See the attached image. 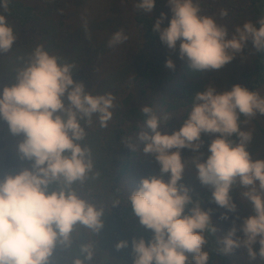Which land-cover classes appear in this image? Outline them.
Wrapping results in <instances>:
<instances>
[{"label": "clouds", "instance_id": "9594fccd", "mask_svg": "<svg viewBox=\"0 0 264 264\" xmlns=\"http://www.w3.org/2000/svg\"><path fill=\"white\" fill-rule=\"evenodd\" d=\"M7 4L8 0H0L5 9ZM155 5L156 0H137L135 6L151 15ZM167 6L171 18L161 12L152 30L169 50L178 49L179 58L192 70L219 71L242 54L249 42L257 53H264V17L229 30L203 14L198 0H167ZM227 14L222 10L220 17ZM17 38L7 16L0 15V54L11 52ZM127 39L120 29L108 46ZM165 67L174 71L176 65L169 58ZM76 68L74 62H62L37 44L17 72L16 83L0 90V120L7 123L11 135L23 137L17 155L29 164L0 179V264H51L58 245L71 247L77 225L93 233L104 227L105 208L81 198L73 185L84 184L93 171L92 151L85 143L88 129L109 126L116 97L76 82ZM142 113L146 119L135 139L143 145L142 155L159 165V174L142 178L138 188L129 192L127 203L152 235L148 240L133 238L130 245L120 240L117 250L130 246L132 264H209L206 234L216 232L213 209L194 200L192 189L181 182L191 165L199 184L210 190V202L225 210L222 220L237 212L231 195L236 188L242 190L241 202L253 212L239 225L233 221L219 238V251L227 255L243 248L249 264L258 258L264 261V159L248 150L253 135L242 130V124L264 116V95L240 84L228 90L209 83L191 97L186 119L171 133L162 130L168 114L158 115L149 106ZM203 135L214 137L206 158L201 152ZM126 143L135 151V143ZM182 150L195 155L186 160ZM52 185L57 188L50 191ZM80 254L82 258L72 264H92L95 246L82 245Z\"/></svg>", "mask_w": 264, "mask_h": 264}, {"label": "rangeland", "instance_id": "374dc122", "mask_svg": "<svg viewBox=\"0 0 264 264\" xmlns=\"http://www.w3.org/2000/svg\"><path fill=\"white\" fill-rule=\"evenodd\" d=\"M35 8L39 19L28 26L21 27L18 23L13 22L9 18V23L15 28L17 33V41L11 52L0 54V90L4 86H12L16 83L17 72L28 61L32 50L37 44H43L45 49L54 55H57L62 62H74L77 66L73 74L76 82H83L89 90L95 89L98 94L111 92L117 98L119 90L124 89V96L127 94L125 88L128 81L137 77L139 71H144V52L142 47L145 39L135 28L133 16L134 8L126 0H20ZM249 0H198L204 4L203 14L209 16H217L219 23L226 25L229 30L233 26L242 24L245 21H253L251 12L242 10L239 12L236 7H246ZM211 10V8H213ZM202 8V7H201ZM217 8V10H216ZM224 10L233 16L229 19L225 16L220 17V12ZM161 12L167 13L171 18L170 9L167 6V0H156L153 13L149 16L156 19ZM0 15L3 13L0 11ZM123 29L128 39L115 47H109V41L115 31ZM178 50V49H177ZM176 51L169 50L165 45L161 48L152 46V59L155 62H166L167 54L175 55ZM255 57V49L251 43L238 55L231 63L227 64L219 71H204L206 74L201 78L209 83H214L219 89L231 90L235 84L244 82L243 72L250 69ZM174 63L178 67V73L174 80L164 82L157 85L156 89L149 87L143 89L138 83L135 86L136 96L134 103L136 105H147L151 100L153 102V111L163 116L169 115V119L162 124V130L169 131L178 130L186 119L187 110L179 109L168 113L166 111L167 102L174 99L180 93V85L191 77L186 74L184 66L188 65L186 60L175 58ZM164 66V65H163ZM169 70V69H168ZM163 73L162 75H164ZM135 84V85H136ZM156 86V85H155ZM149 95L150 98L142 97L143 93ZM264 95V88L262 91ZM142 97V98H141ZM67 103V101H65ZM107 130L100 131L98 125L88 129V137L86 144L92 151L93 171L84 184L77 183L73 185L78 194L85 200L86 189L92 188L94 195L100 196L102 202L106 200L113 201L118 195L112 189L116 183L114 161L116 152L121 150L128 136L118 138L116 133L117 125H125L116 119H112ZM257 123L264 127V116H257L242 125L243 131H251L253 139L248 145V150L254 157L264 159V139ZM142 124V123H141ZM144 124L141 126L143 128ZM140 129V130H141ZM205 141L201 152L207 156V145L214 138L213 136L203 135ZM23 139L22 136H13L10 134L8 125L0 120V179L5 175L16 173L23 167H28V162H22L17 155V145ZM135 151L137 157H134V165L132 171L124 177L123 185L129 190H135L139 186L142 178L158 175L159 165L154 159L146 158L142 155L141 149L143 145L136 141ZM133 151L129 148L124 152L125 155ZM120 155V152H118ZM123 154L122 156L125 157ZM195 153L189 150H182V156L186 160H191ZM138 158V159H137ZM141 159V160H140ZM167 179V177H165ZM192 189L191 194L198 191H210L201 186L196 179L195 168L189 165L181 181ZM57 185H52L50 191L56 189ZM239 188L235 189L238 193L234 197L237 205V212L229 214V220H222L220 217L224 213V209L218 208L215 204L210 203L208 208L213 209V218L216 222V231L222 237L231 228L233 221L237 225L241 223L242 218L252 215V209L246 202L242 203ZM92 200L90 201V203ZM113 211V210H112ZM112 211L106 210L104 216V227L99 233H93L91 230L77 225L72 233L71 247L63 248L57 246L51 258V264H72L76 258H82L80 248L84 244H93L99 261L103 262L106 257L107 261H113V264H132L133 255L131 247L117 250L116 243L120 240H128L129 245L133 238H141L137 227H131L130 224L122 223L121 220L113 216ZM112 215V219L109 217ZM239 217L240 219H237ZM126 224L127 227H123ZM137 226V225H136ZM139 227V226H138ZM238 235H242L238 233ZM144 238V237H143ZM145 239V238H144ZM67 250L68 252H64ZM254 250L258 252L259 245L254 246ZM69 253V254H68ZM63 254L64 258L60 257ZM234 261L239 264H249L246 249L240 248L228 254ZM66 259V260H65ZM93 264V262H92ZM252 264H264L259 258Z\"/></svg>", "mask_w": 264, "mask_h": 264}, {"label": "trees", "instance_id": "16d2710c", "mask_svg": "<svg viewBox=\"0 0 264 264\" xmlns=\"http://www.w3.org/2000/svg\"><path fill=\"white\" fill-rule=\"evenodd\" d=\"M129 4H131L135 10L133 16V23L135 28L139 31L141 36L145 39V43L141 49L142 54L144 52V64L145 70L139 71L137 77L133 80H129L125 91L127 94L124 96V89H120L119 96L117 98V107L114 110L113 118L118 121L121 120L125 125H117L116 133H118V138H123L131 134L132 136H128V140L125 141V144L122 146L121 150L116 152L115 162L117 166H115V177L116 183L113 184L112 189L118 193L113 201L106 200L102 202L101 197L94 195V190L92 188H87L84 197H89L87 200L89 203L96 204L97 206H103L106 210L112 211V214L117 219L121 220L122 223L130 224L131 227H137L139 231V235L144 237L145 240L151 238L152 233L149 230H146L143 226L140 225L138 219L132 215L131 208L127 203V196L131 190L128 187L123 185L124 177L132 171V167L134 165V157H137L136 151H131L125 155L124 152L128 151L130 147L127 146L126 142L136 143V135L141 129V126L144 124L146 117L142 113L143 101L142 104L136 105L134 103V98L136 96L135 86L138 84L145 89L146 87L150 89H156L157 85L164 82H169L174 80V77L178 73V67L175 70H168L165 67V62H155L152 59V52L150 48L155 45L157 48H161L164 45L160 42L159 36L157 33H154L152 30V24L156 20L155 17L147 15L143 11H138L136 8L137 0H126ZM201 1V0H199ZM200 6L202 7V12H204V4L201 2ZM239 12L244 10H248L252 14L253 22L264 17V0H249L246 7H236ZM211 8V10H213ZM217 10V8H216ZM0 11L3 15L7 16L10 20L15 23H18L21 27H25L30 25L31 23L37 21L39 19L38 14L34 7L28 5L20 0H8L7 8L0 6ZM205 13V12H204ZM228 13V12H227ZM229 19L233 16V13L229 11L227 14ZM217 19V16L213 15ZM219 23V21H218ZM167 25V21H165V25ZM179 57L178 50L175 55L167 54V59L171 58L174 60ZM164 65V66H163ZM185 72L190 76V80H186L184 83L180 85V93L172 100L167 102L166 111L171 113L173 111H177L179 109H185L187 112L191 108V97L194 96L197 92L202 91L207 86V81L201 78L206 73L204 71H195L192 70L188 65L184 66ZM165 73L164 75H162ZM244 82L240 85L249 88L250 90H257L262 94L264 88V53H257L255 51V57L253 60L252 67L243 72ZM138 84H136V83ZM136 84V85H135ZM156 85V86H155ZM146 90V89H145ZM146 92V91H145ZM142 97L150 98L146 93L142 94ZM141 97V98H142ZM153 109L154 105L151 100L147 102V105ZM187 114V113H186ZM246 118L241 117V120L244 121ZM112 123V122H110ZM142 123V124H141ZM243 125V124H242ZM259 130L261 131L264 139V127L257 123ZM99 127V126H98ZM100 131H105L107 128H100ZM232 139H236V137H232ZM120 152V155L118 154ZM125 155L123 157L122 155ZM138 159V158H137ZM141 160V159H140ZM88 181V180H87ZM194 200H199L202 203V206L207 209L210 202V191H198L197 193L191 194ZM231 195L234 197L238 196V193L235 192V189L232 191ZM82 198V197H81ZM114 202H118L114 207ZM191 207V206H189ZM109 217L112 219V215L109 214ZM213 224L216 228L215 219L212 216ZM137 225V226H136ZM127 227L126 224H123V227ZM139 226V227H138ZM207 236V245L206 250L209 252L210 261L209 264H239L237 261H234L228 254H222L219 251L221 245L219 244V238L221 237L217 231L215 233L209 232L206 234ZM64 252H68L65 250ZM69 254V253H68ZM61 258H64L63 254H60ZM66 260V259H65ZM93 264H113V261H107L106 257L103 258V262L99 261V256L97 257V252L95 251Z\"/></svg>", "mask_w": 264, "mask_h": 264}]
</instances>
